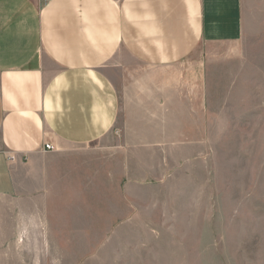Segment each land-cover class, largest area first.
<instances>
[{"label":"crops","instance_id":"crops-1","mask_svg":"<svg viewBox=\"0 0 264 264\" xmlns=\"http://www.w3.org/2000/svg\"><path fill=\"white\" fill-rule=\"evenodd\" d=\"M243 22V0H0V264L29 261L117 142L203 108L208 56Z\"/></svg>","mask_w":264,"mask_h":264},{"label":"rangeland","instance_id":"rangeland-1","mask_svg":"<svg viewBox=\"0 0 264 264\" xmlns=\"http://www.w3.org/2000/svg\"><path fill=\"white\" fill-rule=\"evenodd\" d=\"M243 17L242 39L208 56L203 108L117 142L23 264H264V0Z\"/></svg>","mask_w":264,"mask_h":264},{"label":"built area","instance_id":"built-area-1","mask_svg":"<svg viewBox=\"0 0 264 264\" xmlns=\"http://www.w3.org/2000/svg\"><path fill=\"white\" fill-rule=\"evenodd\" d=\"M44 149L48 151L54 150L53 147L50 144H44Z\"/></svg>","mask_w":264,"mask_h":264}]
</instances>
